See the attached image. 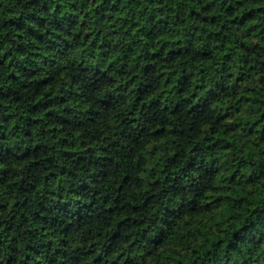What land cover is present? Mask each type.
Here are the masks:
<instances>
[{
	"label": "trees",
	"instance_id": "trees-1",
	"mask_svg": "<svg viewBox=\"0 0 264 264\" xmlns=\"http://www.w3.org/2000/svg\"><path fill=\"white\" fill-rule=\"evenodd\" d=\"M0 264H264V0H0Z\"/></svg>",
	"mask_w": 264,
	"mask_h": 264
}]
</instances>
